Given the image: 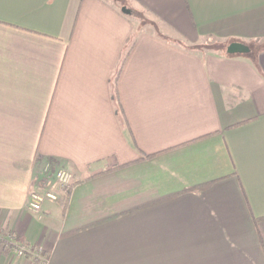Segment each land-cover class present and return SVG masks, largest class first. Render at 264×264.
Wrapping results in <instances>:
<instances>
[{
	"label": "crops",
	"instance_id": "0c3cea01",
	"mask_svg": "<svg viewBox=\"0 0 264 264\" xmlns=\"http://www.w3.org/2000/svg\"><path fill=\"white\" fill-rule=\"evenodd\" d=\"M58 168L70 192L30 211ZM13 232L46 264H264V0H0V238ZM0 264L36 263L0 241Z\"/></svg>",
	"mask_w": 264,
	"mask_h": 264
},
{
	"label": "built area",
	"instance_id": "2783aa9c",
	"mask_svg": "<svg viewBox=\"0 0 264 264\" xmlns=\"http://www.w3.org/2000/svg\"><path fill=\"white\" fill-rule=\"evenodd\" d=\"M74 179L75 175L73 172L65 168L45 170L42 178H38V186L30 191L27 208L34 213L42 212L45 202H56L60 197L58 190H69ZM16 236V233H11L10 240H15ZM13 252L17 256H26L30 253L32 260L36 264H46L43 248L39 245L35 248L16 245L13 248Z\"/></svg>",
	"mask_w": 264,
	"mask_h": 264
},
{
	"label": "trees",
	"instance_id": "16d2710c",
	"mask_svg": "<svg viewBox=\"0 0 264 264\" xmlns=\"http://www.w3.org/2000/svg\"><path fill=\"white\" fill-rule=\"evenodd\" d=\"M242 123H244V122H242ZM236 125H239V124H236ZM236 125H234V126H236ZM234 126H231V127H234ZM124 165H126V164L119 165L118 167H122ZM210 184H212V182H208V183L200 184V185H197V186L189 187V188L183 189V190H181L179 192H175V193H171V194H168V195L159 197V198L154 199L152 201H149V202H147L145 204H142V205L136 206L134 208H131V209L125 211V212H122V213H119V214H115L112 217L118 216L120 214L129 212V211H132V210L141 209V208H144V207H148L150 205H154V204L162 203V202L167 201V200H171L172 198H174V197H176V196H178V195H180L181 193H184V192L196 191V190H199V191L200 190H204V189L208 188ZM70 189L71 188H69V192H70ZM112 217H108V218H112ZM108 218H106L104 220H107ZM104 220H101V221H104ZM96 223H100V221L99 222H95V223L88 224V225L83 226V227H80L78 229L70 230L68 232H65L63 235H71L73 233H76V232L82 230V228L83 229L88 228L89 226H92V225H94ZM10 235H11V233H10ZM0 241L3 244L4 249H6V250H12L14 248V246H16V245H21V246H26V247L28 246V244L24 241V239L22 237L19 236V234L16 236V239L15 240H10V238L9 239H2V238H0Z\"/></svg>",
	"mask_w": 264,
	"mask_h": 264
},
{
	"label": "water",
	"instance_id": "95a60500",
	"mask_svg": "<svg viewBox=\"0 0 264 264\" xmlns=\"http://www.w3.org/2000/svg\"><path fill=\"white\" fill-rule=\"evenodd\" d=\"M126 13H130V9L123 7V12ZM250 50L249 46L246 44L240 43V42H232L229 46H228V52L229 53H236V52H240V53H244V52H248Z\"/></svg>",
	"mask_w": 264,
	"mask_h": 264
},
{
	"label": "rangeland",
	"instance_id": "374dc122",
	"mask_svg": "<svg viewBox=\"0 0 264 264\" xmlns=\"http://www.w3.org/2000/svg\"><path fill=\"white\" fill-rule=\"evenodd\" d=\"M128 9H130L132 11L131 15L133 17L137 18L138 20H140L142 23L144 20H146V18H148V15L144 11H142L141 8H139L138 5H136V4L131 5V7ZM140 27L141 26L139 25V28ZM156 31L164 32V29L159 27L158 29L156 28Z\"/></svg>",
	"mask_w": 264,
	"mask_h": 264
}]
</instances>
